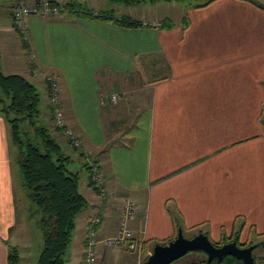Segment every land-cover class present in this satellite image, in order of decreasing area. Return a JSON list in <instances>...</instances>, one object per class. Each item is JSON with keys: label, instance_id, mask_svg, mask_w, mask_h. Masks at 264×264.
Returning a JSON list of instances; mask_svg holds the SVG:
<instances>
[{"label": "crops", "instance_id": "0c3cea01", "mask_svg": "<svg viewBox=\"0 0 264 264\" xmlns=\"http://www.w3.org/2000/svg\"><path fill=\"white\" fill-rule=\"evenodd\" d=\"M39 1L10 3L9 23H0V71L38 86L48 118L43 80L55 79L65 127L80 142L74 153L86 154L77 160L98 166L108 192L100 202L88 175L78 186L86 206L74 220L64 263L84 264L89 218L100 217V236L111 234L120 198L136 206L129 227L142 241L138 255L174 238L177 228L197 229L219 244L222 234L233 236L239 218L263 241L264 12L243 0H207L172 18L138 17L129 9L141 3L92 8L47 0L94 13L111 9L140 26L119 28L62 10L27 17L22 41L11 9ZM13 157L0 117V264L8 247L25 250L23 237L12 236L18 202ZM244 234H235L239 245ZM120 253L133 255L97 245L93 264L122 260ZM191 262L199 261L181 264Z\"/></svg>", "mask_w": 264, "mask_h": 264}, {"label": "trees", "instance_id": "16d2710c", "mask_svg": "<svg viewBox=\"0 0 264 264\" xmlns=\"http://www.w3.org/2000/svg\"><path fill=\"white\" fill-rule=\"evenodd\" d=\"M45 1L50 7L58 8L56 14L65 10L83 18L103 22L110 21L119 28L140 26L139 21L126 16L115 17L114 11L111 9L94 13L82 4L74 2L60 6L55 2ZM106 1L111 5L133 6L145 2L184 0ZM243 1L264 12V3L258 0ZM15 33L18 35L16 31ZM44 85L48 95V85L45 82ZM39 104V95L34 85L19 75H3L0 71V117L7 127L9 142L14 150L13 159L19 170L20 186L33 207L30 209L31 213L38 215L37 226L41 236V249L35 264H65L64 255L70 242L74 220L86 206L85 199L78 191L77 172H70L67 168L71 157L73 156L76 160L80 159L82 153H74L78 149L71 146L69 140L63 135V130L50 124V110L49 118L45 122L41 117L42 111L39 109ZM48 109L50 108L48 107ZM38 118L40 122H38ZM78 162L87 172V183L90 186V164H88L89 162ZM233 237L236 238L233 235L225 242L230 241ZM170 240L172 239L155 244L164 245ZM257 244L258 248L264 249V241ZM213 245L217 246L218 244ZM237 245L244 246L238 243ZM5 262L6 264H19L17 250L14 247H8ZM188 264L205 263L203 260ZM210 264L217 263L212 261ZM219 264H240V262L226 257ZM261 264H264V255L261 257Z\"/></svg>", "mask_w": 264, "mask_h": 264}, {"label": "rangeland", "instance_id": "374dc122", "mask_svg": "<svg viewBox=\"0 0 264 264\" xmlns=\"http://www.w3.org/2000/svg\"><path fill=\"white\" fill-rule=\"evenodd\" d=\"M76 1L84 4L86 7H92V8L93 7L101 8L100 6L101 4H103L104 7L108 4L106 0H76ZM203 1H207V0H184L182 2H179L178 3L179 5H176L177 4L176 2L164 3L165 1H157L154 3L155 5L150 2L149 3L147 2V3H141L134 9H129V10H132L138 17H143L147 15V17L162 16V17L172 18L177 13L182 14V10H184V7L186 8V5L188 6L195 5L197 3H202ZM10 3H12V0H0V23H2L3 21L4 22L7 21V23H9L8 17H7V11L9 9ZM35 88H36V92L39 95V100H40L39 109H42L43 94H42L41 89L38 86H35ZM43 115L46 116V118H48V114L42 113V116H41L42 118H43ZM263 118L264 116L262 117L261 122L263 123V126H264ZM38 122H40L39 118H38ZM45 122H46V119H45ZM67 169L73 173L77 172L79 185H81L82 181H85V178L87 175L86 171L80 166L79 162L73 156L71 157V162L69 163ZM14 170H15L14 184H15V180L17 182V185H14V188H15V194L18 199V202L16 206V215H15L17 221L15 224V229H13L12 236L23 237L21 239H23V241L25 242V245H24L25 250L19 252V249H18V256L22 257V261L19 264H34L33 261H35L41 249V236H40V232L37 226L38 215L34 214L33 212L31 213L30 211V209L31 208L33 209V207L30 205L29 201L25 197V192L20 186V175H19V170L16 164H14ZM169 212H170V216H172L173 218L174 217L178 218L176 213H174L173 215L171 211ZM245 225L246 224H244V220L240 218L237 219L236 222H234L233 235L238 234L240 229H243V231L245 232V234L243 235V239L244 237H247L246 242L242 240L240 243H244V244H240V245L247 246V245L258 242L259 239L261 240V238L256 237V235L254 234L253 228L250 231L249 230L246 231ZM246 226L248 227V225ZM201 231H203V229ZM197 233H200L199 230L197 229H193L190 231L181 230V234L184 239H189L193 237L194 235H196ZM175 234H176V229H175ZM262 239H264V237H262ZM225 241H227V238L224 237V235L222 234V241L220 243H223ZM9 244L13 245V241L10 240ZM252 253L255 259L254 264H261V257L264 255V249H262V247L260 248L257 247L256 249H254ZM132 254L133 255L127 254V253H120V255H123L124 258L112 264H140L141 261L147 256V255H144L145 256L144 257L143 254L138 255V252H132ZM203 260H205V256L202 253H188L171 264H181L182 262H185V261H199L200 262Z\"/></svg>", "mask_w": 264, "mask_h": 264}, {"label": "built area", "instance_id": "2783aa9c", "mask_svg": "<svg viewBox=\"0 0 264 264\" xmlns=\"http://www.w3.org/2000/svg\"><path fill=\"white\" fill-rule=\"evenodd\" d=\"M58 8L50 7L45 0H40L36 4H21L11 9L10 18L14 30L18 33L20 40H27L26 18L29 16H41L43 18L56 14ZM31 58V57H30ZM48 85L47 105L50 108V124L56 128L63 130V135L67 138L74 148H80V142L74 134L65 128L63 113L59 107L58 89L55 79L48 75L43 80ZM86 156L84 152H81ZM89 183L93 191L96 192L100 202H104L108 198V192L104 186V182L99 173L98 166L90 165ZM113 210L116 214V221L111 234L100 236L99 226L101 223L99 216H93L88 219L86 225V233L83 245V263L93 264L95 261V247L97 245L106 249H123L127 252H138L142 250V241L138 238L129 227L130 222L136 214V206L133 201L128 198L118 199Z\"/></svg>", "mask_w": 264, "mask_h": 264}, {"label": "water", "instance_id": "95a60500", "mask_svg": "<svg viewBox=\"0 0 264 264\" xmlns=\"http://www.w3.org/2000/svg\"><path fill=\"white\" fill-rule=\"evenodd\" d=\"M257 246L258 244L255 243L240 247L235 237L214 246L207 236L201 233L184 239L180 228H177L172 240L164 245L154 244L151 252L140 264H171L188 253H202L205 256V264H210L212 261L219 264L226 257H231L240 264H254L252 252Z\"/></svg>", "mask_w": 264, "mask_h": 264}]
</instances>
